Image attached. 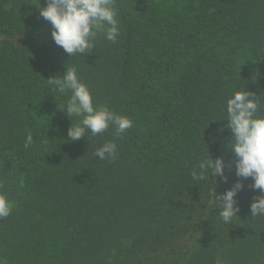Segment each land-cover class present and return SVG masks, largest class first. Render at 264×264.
Listing matches in <instances>:
<instances>
[{
    "label": "trees",
    "instance_id": "trees-1",
    "mask_svg": "<svg viewBox=\"0 0 264 264\" xmlns=\"http://www.w3.org/2000/svg\"><path fill=\"white\" fill-rule=\"evenodd\" d=\"M47 3L0 0V191L14 202L0 264H264V216L250 207L264 193L237 175L226 117L238 90L264 105V0H115L117 40L98 34L74 57L40 15ZM67 65L133 127L71 140L70 93L47 83ZM105 142L114 160L94 155ZM209 154L224 177L193 180ZM237 181L225 223L211 193Z\"/></svg>",
    "mask_w": 264,
    "mask_h": 264
},
{
    "label": "clouds",
    "instance_id": "clouds-1",
    "mask_svg": "<svg viewBox=\"0 0 264 264\" xmlns=\"http://www.w3.org/2000/svg\"><path fill=\"white\" fill-rule=\"evenodd\" d=\"M40 7V5H38ZM40 15L52 25V38L71 57L77 54H87L96 47V37L103 34L104 38L115 42L120 35L117 20L115 0H48L47 6L40 7ZM48 78L47 83L62 94L70 93L67 99L66 111L71 118H78L76 126L71 127L68 136L71 140H79L87 132L98 135L114 126L116 135L124 133L133 127V121L125 116L116 114L106 106H97L89 86L84 83L75 67H69L63 76ZM251 91H235L227 100L226 117L232 138L228 142L236 154V173L239 177L253 178L252 187L264 193V105ZM33 136L29 133L25 147L32 144ZM94 155L100 160L115 159L117 145L105 142L96 148ZM225 164L223 157H213L209 154L201 158L193 168V180L202 181L211 175L224 177ZM226 179V177H225ZM240 181L224 193L216 196L215 188L212 195L221 211L219 216L225 223H231L237 216L239 205L237 193L242 189ZM14 207V202L0 191V219L8 217ZM251 216H264V194L255 198L251 204Z\"/></svg>",
    "mask_w": 264,
    "mask_h": 264
}]
</instances>
